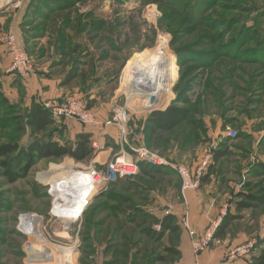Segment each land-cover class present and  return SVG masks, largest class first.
I'll use <instances>...</instances> for the list:
<instances>
[{
    "label": "rangeland",
    "instance_id": "obj_1",
    "mask_svg": "<svg viewBox=\"0 0 264 264\" xmlns=\"http://www.w3.org/2000/svg\"><path fill=\"white\" fill-rule=\"evenodd\" d=\"M45 1L0 0V36L15 33L25 42L35 65L34 74L39 69L46 77L60 81L72 69L79 72L78 80L62 88L67 94L49 105L77 95L92 104L103 121L122 108L127 109L129 119L125 135L119 127L112 128L121 137L119 145L107 142L84 163L69 158L41 160L27 177H20L15 183H10L2 165L9 159L0 156V264H41L30 262L26 252L30 237L23 232V226L33 215L42 220L41 231L50 245L75 248L74 264H250L256 251L247 260L243 259L245 255L231 259V253L239 248L231 244L247 228L256 243L264 239V176L252 172L254 165L264 162V63L255 55L264 35V0H56L58 5L52 0L44 6ZM36 8L49 16L38 17ZM34 15L41 19L33 24L37 29L30 25ZM164 37L177 79L170 95H163L156 109L180 101L178 97L184 94L189 105L211 113L206 117L209 129L199 144L190 139L191 127L184 125L167 135L168 145L151 148L143 130L152 111L145 107L142 98H130L129 85L124 81L125 66L136 56L154 50ZM239 46L243 47L241 51ZM211 52L216 57L227 54L229 59L234 55L237 63L217 60L211 70L201 67L193 71L194 65ZM247 59L250 61L245 62ZM230 68L231 77L223 78ZM185 69L193 72L182 79ZM3 73L0 75H8ZM12 79L19 83L18 90L22 92V79L16 75ZM186 79L191 89L179 93L177 89L185 87ZM0 84L3 90V83ZM8 89L3 94L14 108L0 106V146L26 147L31 141L28 107L23 99L14 103ZM217 90L224 96L215 99ZM224 113L228 120L238 118L241 127H223L220 116ZM241 113L252 117H240ZM55 119L57 125L48 133L63 128L62 138L73 139L69 127L79 122ZM231 131L241 137L233 139L228 134ZM140 147L166 154L192 171L211 151H231L230 156L215 164L210 178L212 190L217 191L216 199L223 202L222 209L243 216L233 229L230 242L215 241L203 253H195L193 244L202 234L191 226V221V231L196 235L184 231L186 204L181 179L173 173H140L131 180L96 187L81 219L64 230L65 223L53 215L56 189L47 180L66 175L65 169L72 165L75 171L88 175L103 172L120 152L135 158L132 149ZM98 156L102 166L96 163ZM14 161L11 170L20 175L23 164ZM241 192L260 197L258 208L236 212L234 204ZM167 215L176 216L181 231L161 232L159 223ZM252 215H257V219H252ZM223 216L220 213L211 217L205 231L212 222H219V226L218 219Z\"/></svg>",
    "mask_w": 264,
    "mask_h": 264
},
{
    "label": "trees",
    "instance_id": "obj_2",
    "mask_svg": "<svg viewBox=\"0 0 264 264\" xmlns=\"http://www.w3.org/2000/svg\"><path fill=\"white\" fill-rule=\"evenodd\" d=\"M49 1H52V0H47L45 2H42V5L45 6V4H47V2ZM53 2L56 5H58V2L56 0H53ZM35 12L40 13L38 17L39 16H44V17L49 16L47 13H42L37 8ZM40 20L41 19H37L36 16L32 18L30 22V25H32V28L37 29L36 27H33V24L34 23L36 24L37 21H40ZM262 39H263L261 43L262 45L261 46L258 45V50L255 53V55L256 57L257 55H259L260 59H262V63H264V35ZM234 43L233 44L235 45V50H236L238 43L236 41ZM234 45H232L231 47L233 48ZM241 48L243 47L239 46L238 50ZM230 57L231 59H229V56L227 54L216 57V54L211 52L209 54L204 55L203 62L199 61V63L197 62V64L194 65L195 69H193V71H196L200 69L201 67L202 68L207 67V69L211 70L212 67L216 66L214 65V63H216L217 60H227L228 59L232 61L233 63H237L238 59L234 55L233 56L230 55ZM244 61L245 62L250 61V59H247ZM254 62H257V61H254ZM241 64H244L243 61L241 62ZM193 71H190L189 69H185V72H183V75H182L183 76L182 79H185V74L186 75L187 73L191 74ZM232 72H233V69L230 68V70H228L225 73L223 78L229 79L231 77ZM211 74H214V73H211ZM11 75H14V74H11ZM17 77L22 79L19 76ZM78 79H79V72L75 69H72L71 71L67 73L65 78L60 80L59 86L61 88H66L72 85ZM188 89H191V85L189 84L188 79H186L185 87L181 88L180 86V88L177 90L180 93L181 91L189 92L187 91ZM181 96L182 97H178L180 101L174 102L164 109L155 110L150 113L147 119V122L145 124L144 130H143V135H144L145 141H147V143L150 144L151 148L155 149L162 143H166V145H168L169 141L167 139V135L174 133L178 129H181L184 125L191 127L190 128L191 129L190 139L193 140L196 144H199L200 140H202V138L205 137V135L207 134L208 126H207L206 117H210L211 113L199 111L197 107L189 105L190 101H188V98L185 97L184 94H182ZM222 96H224L222 94V91L218 92L217 90L215 92V95H214L215 99H218L219 97L221 98ZM9 104L10 103L8 99H6V97L3 94L2 85L0 84V106L7 107V108H11V107L14 108L13 105L11 106ZM88 106L90 109L97 112L95 108L92 107V104H90L89 102H88ZM26 111H27V118H26L27 126H28V129L30 131V136H31V141L29 142V144L26 147L19 146L18 144H6V145L0 146V156L6 157L7 160L9 159L8 161H4L2 165H3V168L6 169V175L10 183H15L20 177H27L31 169L41 160L59 161L65 158H69L75 161L76 163H84L94 156L95 149L92 146L93 134L87 133V132H81V133H78L73 139L69 138V140H65L62 138L63 135L65 134V130L63 128L61 129L57 128L51 133H48L49 129H52L56 127L57 125L56 124L57 120L52 115L50 109L46 108L44 105L40 103L33 102L30 105V107L26 109ZM241 116H246V114L241 113L240 117ZM220 117H221V121L223 120V127H227L230 124L237 125L236 128L241 127V124H239L238 118L228 120L226 118L225 113L222 114ZM246 117L251 118L252 116L247 115ZM82 126L91 127V126H85V125H82ZM236 133H237L235 137L236 139H238L239 136L241 137V135H239L238 132ZM190 135H188V137ZM138 142L141 143V141L139 140ZM211 154H212V159L206 170L209 172L208 174H206L205 172V174L201 178L200 186L210 183V178L211 176H213V170L215 169V164H218L220 160H224L225 158L230 156L231 151H229V149H223V151H216L214 152V154L211 151ZM161 156L170 160L172 163L181 164L177 160L173 158L171 159L166 154H162ZM13 159H15L14 161L15 163L23 164L22 172L20 175L16 174L15 172L11 170L14 166V164L12 163ZM253 170L254 171L252 172H254L255 174H262L264 176V162L262 161L258 162L256 165H254ZM140 173L143 176L173 173V174L178 175V177L180 178L177 171L173 170L171 167L153 166L145 162L140 163ZM127 180H131V179H127ZM116 183L118 184L120 183V181ZM180 183H181V189H182V184H183L182 180L180 181ZM236 198H237V201L234 204L235 206L234 210L238 213H242L248 210L253 212L254 209H257L260 203L262 202V199L260 197H256V195H250V194L243 193V192L239 193V195H237ZM257 217H258L257 215H252V219L254 220L257 219ZM242 219H243L242 215H234V213H232L230 209H227L226 214L222 217L220 225L218 226V228L216 229L214 233L211 243L215 241L223 242L227 240L228 238H233L231 233L233 229L234 230L236 229L237 223L241 221ZM159 224L161 226L162 233H165V232L176 233L178 231H181V225L178 223V219L174 215L165 216L160 221ZM242 232L248 233L250 232V229L247 228L246 230H243L240 233ZM255 251L256 253H254L252 256L251 264H264V239H258V242L254 244L253 248L249 251L248 254H246L243 257V259H245L247 256L249 257L250 253L255 252Z\"/></svg>",
    "mask_w": 264,
    "mask_h": 264
},
{
    "label": "built area",
    "instance_id": "obj_3",
    "mask_svg": "<svg viewBox=\"0 0 264 264\" xmlns=\"http://www.w3.org/2000/svg\"><path fill=\"white\" fill-rule=\"evenodd\" d=\"M0 46L6 47L11 59V64L7 69L9 74L17 75L23 80L30 78L34 74L35 67L33 60L27 53L24 44L17 34L7 33L1 35ZM47 108L50 109L52 115L57 119L76 120L82 125L100 128L102 130L113 128V126H115L121 129L123 135H125V125L129 119L127 109L122 108L115 111L111 119L103 121L94 110L89 108L88 102L84 98L77 95L66 97L65 100L48 105ZM228 134L233 138L237 135L236 132L232 131ZM92 146L94 149H97L100 147V144L93 141ZM132 150L135 152V158H132V156L128 155L125 151H122L119 155L109 161L105 171H99V173L91 172L90 175L93 180V185L95 187H99L125 179H133L140 174L141 162H145L153 166L171 167L173 170L177 171L183 183L182 194L186 204V214L183 221V228L191 236H195L196 232L191 231L192 227L189 225L187 193L189 191H196L199 189L200 180L211 162L212 154L208 153L207 157L200 163L197 169L192 171L188 166L172 163L165 157L148 150L145 147ZM218 223L219 222H212L210 227L201 236H199L200 240L194 242L193 248L196 254H201L208 248L213 239L214 233L218 228ZM254 244L255 243L252 242L237 248L231 253V259L248 254Z\"/></svg>",
    "mask_w": 264,
    "mask_h": 264
},
{
    "label": "bare ground",
    "instance_id": "obj_4",
    "mask_svg": "<svg viewBox=\"0 0 264 264\" xmlns=\"http://www.w3.org/2000/svg\"><path fill=\"white\" fill-rule=\"evenodd\" d=\"M159 41L154 50L136 56L124 69V81L129 85L130 98H142L148 109L153 107L149 105L150 96L156 95L158 103L154 107L157 108L162 96L170 95L171 86L177 79V70L167 53L166 38ZM65 170L66 175L50 177L47 183L56 189L54 196L57 206L53 211L54 217L70 228L81 219L97 188L93 185L91 175L75 171L73 165ZM41 223L42 220L33 215L23 226V232L30 237L26 247L30 262L74 264L75 248L50 245L41 231Z\"/></svg>",
    "mask_w": 264,
    "mask_h": 264
},
{
    "label": "crops",
    "instance_id": "obj_5",
    "mask_svg": "<svg viewBox=\"0 0 264 264\" xmlns=\"http://www.w3.org/2000/svg\"><path fill=\"white\" fill-rule=\"evenodd\" d=\"M10 64L11 60L6 47L0 46V74H5L3 72H7V69L9 68ZM7 74L8 75H0V82L3 83L4 92L7 91V87L10 88L8 90L14 103H18L23 99V103L25 104L24 106L27 107H30L33 102L47 106L50 103L55 102L57 99L63 98V96L67 94V91H63V89L59 86V80L46 77L42 72H40L39 69L38 73L36 72L30 78L26 80H21L20 84H22V92L20 93L18 90L19 83L16 84L15 80L12 79L13 75L9 74L8 72ZM69 128L73 137H75L78 133L81 132L93 134V141L98 142L103 148V145H105L107 142L116 145H119V142H121L119 141L121 140V137L119 136V134L117 135L116 132L117 129L111 128L102 130L100 128L84 127L75 122H73V127L70 126ZM109 150L112 151L110 148ZM109 157L107 158L109 159ZM95 160L96 163L100 166L103 165L100 160V156H98ZM212 177L213 176H211V178ZM213 186L208 183L202 186L204 190L199 189L198 191H189L187 193L188 208L190 211L189 221H191V226L194 227L199 234H203L205 232V229L211 221V217H218L220 213L225 215L227 211V209L223 210L221 207L223 202L220 201V203L219 200L216 199L217 191L212 190ZM198 197L200 201L198 200ZM221 219L222 218L218 220L220 221ZM185 232L189 234L187 231ZM230 240L231 239L228 238L222 243H228L230 242ZM192 241L193 240L191 239V242ZM252 242L256 243L255 240H253V236L249 235L246 232H242L238 234L236 238H233L231 246L237 248ZM247 258L248 256L245 258V260H247ZM249 263L251 264L252 260H250Z\"/></svg>",
    "mask_w": 264,
    "mask_h": 264
},
{
    "label": "water",
    "instance_id": "obj_6",
    "mask_svg": "<svg viewBox=\"0 0 264 264\" xmlns=\"http://www.w3.org/2000/svg\"><path fill=\"white\" fill-rule=\"evenodd\" d=\"M157 103H158V100H157L156 95H151L150 98H149V105L153 106L152 108H150L151 111L158 110V109H156V107H154L155 105H157ZM241 182L242 181H240V183ZM64 230L68 231L69 230V226L65 225Z\"/></svg>",
    "mask_w": 264,
    "mask_h": 264
}]
</instances>
